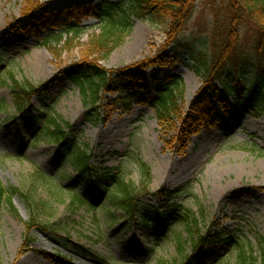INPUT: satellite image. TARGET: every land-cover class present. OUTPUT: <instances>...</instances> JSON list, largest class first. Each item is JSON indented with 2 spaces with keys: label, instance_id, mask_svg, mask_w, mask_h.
I'll list each match as a JSON object with an SVG mask.
<instances>
[{
  "label": "rangeland",
  "instance_id": "374dc122",
  "mask_svg": "<svg viewBox=\"0 0 264 264\" xmlns=\"http://www.w3.org/2000/svg\"><path fill=\"white\" fill-rule=\"evenodd\" d=\"M43 1L50 6H61L73 2L97 4L104 0ZM24 2L0 0V59L3 61L0 99L6 106L0 109V179L6 187L16 186L21 191L34 193L37 201H48L49 206L43 212L58 222L60 234L88 248L89 253L66 249L48 230L34 231L35 241L27 246L23 220L34 208L30 209L19 192L12 195L13 207L6 200L0 203V264H158L160 261L180 264L182 261L172 236L158 242L153 234L130 224L122 210L90 209L65 190L71 184L82 196L99 200L94 182L87 183L73 172L69 163L61 160L55 142L47 141L41 134L32 136L35 125L15 117L10 75L39 86L32 102L44 113L50 110L52 115L71 122V133L81 143L89 144L95 165L117 166L126 179L138 184L143 179L140 163L144 162L150 173L151 191L165 189L177 193L172 199L146 195L145 202L163 205L170 200L194 211L202 230L225 228L239 233L242 245L253 246L258 257L256 264H261L263 247L256 234L264 245V113L235 119L225 114L217 103L222 125L193 135L183 154L166 145L165 139L171 138L174 131L165 129L157 119L156 110L147 104L133 102L130 111L117 109L105 123L91 122L86 114L90 107L85 104L80 89L62 70L81 57L90 38L100 31V19L91 13L84 15L81 25L85 28L80 39L65 50H54L71 33L65 26L55 28L56 33L63 30L61 40L58 43L54 38L46 43L44 38L49 32L27 30L30 23L22 11ZM215 3L216 0H198L195 13L181 34L184 40L192 42V47L180 61L172 66L131 67L126 73L148 80L179 78L177 92L179 95L180 90L183 92L179 98L182 110L200 99L205 92V65L200 52L210 54L203 41L216 28ZM242 35L248 44L250 33L244 30ZM165 38L162 24L150 17H135L124 42L102 62L106 67L118 68L152 58L161 51ZM120 95L114 93L111 97ZM229 100L237 109L234 100L231 97ZM41 172L54 177L44 178ZM124 222L127 227H121ZM176 230L183 237L188 236L182 224ZM190 247L186 244L185 248L190 252ZM227 247L222 245L217 250L229 253L219 264L236 262L238 247L231 251ZM56 253L64 258H52Z\"/></svg>",
  "mask_w": 264,
  "mask_h": 264
},
{
  "label": "trees",
  "instance_id": "16d2710c",
  "mask_svg": "<svg viewBox=\"0 0 264 264\" xmlns=\"http://www.w3.org/2000/svg\"><path fill=\"white\" fill-rule=\"evenodd\" d=\"M216 1L213 6L216 28L203 41L210 54L200 52L205 65V92L200 99L192 101L186 110H182L179 104L183 93L181 90L180 95L177 92L181 83L179 78L148 80L141 75L132 76L126 71L131 67L172 66L180 61L192 47V42L184 40L181 34L193 17L198 0H104L97 4L73 2L61 6H50L43 0H25L22 11L30 23L27 30L38 32L44 29L49 32L44 38L46 43L54 38L59 43L63 30L58 33L53 30L65 26L71 36L65 39L59 49L52 48L59 51L80 39L85 28L81 25L84 15L91 13L100 19V31L90 38L81 57L71 61L62 70L63 75L80 89L85 104L90 107L86 113L88 120L105 123L117 109L128 112L133 102L147 104L156 110L157 119L166 126L165 129L174 131L171 138L165 139L166 145L172 151L183 154L193 135L222 125L217 103L225 114L235 119L245 114L264 113V0ZM135 17H150L163 25L166 38L161 51L152 58L125 66L106 67L102 61L124 42L133 28ZM72 22L78 24L73 25ZM244 30L251 35L248 44L243 41ZM167 49L170 51L167 52ZM0 64L3 66L1 59ZM9 77L17 114L15 117L29 120L35 125L36 131L32 136L41 134L47 141L55 142L61 160L69 163L79 177L87 183L94 182L98 188L99 200L92 201L79 194L71 184L65 186V190L73 193L81 204H87L90 209L113 207L122 210L130 224L153 234L158 242L172 236L177 253L182 258L180 264H219L229 254L217 251L222 245L228 246L229 251L238 247L234 264H256L258 257L253 246L247 248L242 245L239 233L225 228L218 230L209 227L202 230L198 227L199 221L194 211L170 200L163 205L145 202L146 195L156 194L164 199H172L177 193L165 189L151 191L150 173L144 162L140 163L143 179L138 184L126 179L119 167L95 165L89 144L81 143L71 133L73 124L52 115L50 110L44 113L32 102L39 86L28 80L20 81L14 75ZM114 93L121 95L113 98L111 94ZM229 97L234 100L238 110L231 104ZM4 104L0 99V109L6 107ZM224 127L231 129L230 126ZM40 174L44 178L54 177L43 172ZM19 192L30 209L34 208L28 218L23 220L24 242L27 246L35 241L34 231L48 230L66 249L89 253L88 248L60 234L58 222L43 212L49 206L48 201H37L34 193L21 191L19 187H6L0 179V203L6 200L13 207L12 195ZM178 224L186 229V238L176 230ZM121 227H127V223H122ZM256 238L263 247L261 264H264V245L258 234ZM186 244L191 246L190 252L186 250ZM52 258L62 260L64 257L56 253ZM158 264L176 263L160 261Z\"/></svg>",
  "mask_w": 264,
  "mask_h": 264
}]
</instances>
